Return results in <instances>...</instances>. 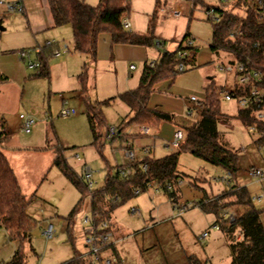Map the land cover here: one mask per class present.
Masks as SVG:
<instances>
[{"label":"rangeland","instance_id":"374dc122","mask_svg":"<svg viewBox=\"0 0 264 264\" xmlns=\"http://www.w3.org/2000/svg\"><path fill=\"white\" fill-rule=\"evenodd\" d=\"M85 1L93 5L99 2V0ZM255 2L256 0H247V4L234 9L236 12H242L244 7L254 6ZM43 3L44 9L29 14V18L20 10L10 9L7 2L0 3V80L4 77L14 79L27 77L25 102L28 108H22L17 112V115L20 112L25 114L30 112L35 118L31 133L23 131L20 127L14 131L13 137L25 140L26 136L35 133L38 136L37 140L42 143L41 145H44L40 154L36 155L38 160H34L33 158L36 157H32L27 153L19 155L20 159H25L26 156L31 157L29 161L30 170L26 166L19 168L18 161L14 160L15 158L10 152L7 153L19 172L23 192L28 197L36 193L28 207L29 214L37 220V224L32 229L30 240L24 244L25 264H61L69 260L75 251L81 254L89 252V246L86 245L87 224L83 220L86 216H92L90 192L103 186L108 170L116 171L119 165L128 162L125 151L120 146L121 142L122 145L124 144L121 136L131 138L141 132L139 124H129L115 138H107V140L104 137L101 138L102 142L105 141V146L103 147V153L100 152L92 144L93 133L89 126L86 105L82 99L81 82L78 81L77 77L71 79L68 75H64V72L57 66L53 68L55 72L54 75L51 73L50 78L36 76L34 74L37 69L28 66L30 56L23 61L19 60L18 54L20 51H35V47L32 46L31 48L30 45H37L36 48H42L46 45L48 38H56L61 43L54 40V44L57 43L59 46L67 44L69 54L76 52L75 54L81 56L84 62H88V69H90V57L76 51L74 48L71 25L47 26L50 17L46 13L45 0ZM203 4L218 6L220 0H197L191 20V29L194 33L199 34L195 33L197 36H191L195 46L199 47L207 45L213 40V24L211 20L204 16L201 8ZM43 23H46L45 26L35 27ZM32 56L36 57L37 54L34 52V54H31V58ZM58 56L54 55L52 59L54 60ZM222 59L231 60L233 57L223 50L221 55H214L209 62L179 73L174 81V85L178 89L177 94L183 98L197 96L198 99L203 100L212 79L216 85L230 87L235 81V74L219 70L218 65ZM140 70L141 65L138 70L134 71L136 77L139 75ZM79 71V73L83 72L84 68ZM112 75H114L113 77L119 76V85H121L122 68H119L118 72L112 71ZM102 77L98 76L94 78V81L91 77L89 80L87 94L93 102L96 101L97 95L100 97L99 101L113 95L108 92V85H105V89H103L102 83L98 84L97 81L100 82ZM95 79L97 80L95 81ZM95 82L96 86H94ZM8 84H11V82ZM2 85L0 81V89ZM22 87H20L21 90ZM220 108L231 116L228 121H221L218 127L222 134V141L239 155L240 170L237 177L234 178L232 183H224L223 187H219L218 179L227 173L226 170L195 156L191 152H182L178 163V170L183 176L178 185L180 188L179 197L172 199L164 192L150 187L119 205L112 215L111 220L114 230L116 232L121 231L122 234L131 232L133 235L130 238L137 236L141 247L140 252L139 246L136 247L135 239L129 241L131 250L124 254L123 264L131 261L133 253H140L145 258L154 254L156 262H159L158 264H162L161 261L166 262L162 247L152 246V243H150L152 240L153 243L155 242V233L162 239L163 248L167 251L166 255L168 257H171L169 254L173 248L182 250L180 238L183 242L188 239L189 243L184 244L193 251H200V248H205L209 239L213 238L210 249L214 252L213 258L216 259L217 264H232L226 239L220 229L214 226L216 222L214 215L205 213L196 203L198 199L204 198L206 194L215 196L224 191H229L231 185L235 183L248 188L255 206L262 211L261 219L264 224V178L260 180L246 174V170L251 167L264 166V160L257 146L258 134L256 131L248 129L238 117L239 107L237 102L226 100L221 94ZM63 109L74 110V113L65 115L62 113ZM103 111L106 117L104 132L107 128H115L118 132L122 128L121 126L125 125L123 122L127 121L131 115L129 106L119 97H115L109 104H104ZM185 117L189 119L188 123H191L198 120L200 115L197 110L193 114H189L187 109ZM146 138L149 139V137ZM131 140L133 141V139ZM145 141L149 140H143L144 143ZM169 142H163L160 138L157 139L155 155L160 157L168 152L175 151L176 149L172 145L167 146V149L164 148L163 144ZM58 147L61 148L67 164L72 167L80 178L84 177L87 170L91 173L90 181L92 185H88L89 191L84 196L81 205L78 206L79 209L74 214L71 222L68 214L77 205L81 198V192L63 171L54 164L55 149ZM133 147L135 155L141 159L142 155L140 156L141 153L137 143ZM33 164H35L34 169L32 168ZM26 170L29 171L26 172ZM84 182L89 184L87 178ZM133 208L136 209L135 212L132 211ZM236 209L235 207L232 210L234 216L238 213ZM178 220H181L184 224L189 223L190 228L185 229V231L188 230L190 233L187 232L183 235L182 233L185 231L178 232ZM192 220L194 228L191 227ZM49 224H52L54 228L52 236L46 234ZM134 231H136L135 235ZM204 231L209 232L207 239L199 237ZM240 233V231L237 232L236 236L238 237ZM71 234L74 236L73 239ZM143 237L148 241L142 246ZM185 237H187L186 240H184ZM113 240L111 238L110 243ZM123 244L129 245L125 242ZM18 247L19 242L11 240L8 234L0 229V264H10ZM118 248L120 249V246ZM102 252L111 258L117 257L110 245L104 248ZM159 252L160 255H158ZM177 253L179 257L182 256V252L177 251ZM139 258L140 256L137 259ZM210 259L213 261L211 257ZM116 264H122V262L119 261ZM209 264L211 263L209 262Z\"/></svg>","mask_w":264,"mask_h":264},{"label":"trees","instance_id":"16d2710c","mask_svg":"<svg viewBox=\"0 0 264 264\" xmlns=\"http://www.w3.org/2000/svg\"><path fill=\"white\" fill-rule=\"evenodd\" d=\"M54 21V26L70 24L73 32L74 48L76 51L88 55L91 61L97 59V46L100 34H111L114 43L151 46L157 45L156 37L151 29L147 33H140L124 26L126 14L131 9V0H99L98 4H90L85 0H47ZM197 2V0H195ZM247 4V0H220L219 9L223 15L218 21H212L213 40L211 50L218 56L220 50L236 54H249L257 63H264V21L261 20V11L249 6L242 12H236L235 7ZM209 5L203 4L205 10ZM187 34L175 50H168L162 45L158 46L157 58L144 63L137 87L119 93L117 96L93 102L88 92V63L84 71L79 74L82 86V97L86 105V114L90 129L93 133V142L100 152L103 151L110 128L104 132L106 117L103 105L109 104L115 97H119L131 109L129 119L121 126V131L129 124L158 125L162 120L172 119V115L148 107L151 93L157 83L170 79L175 81L177 75L188 69L197 67L196 51L182 58L178 50L186 48ZM59 44H49L41 48L38 53L39 68L36 76L50 78V62L54 51ZM184 62L186 68L179 70L178 65ZM223 86L216 85L212 80L206 89L203 105L200 108V118L187 125V136L183 143L162 157L150 156L135 162V171L128 177L119 175L118 170H108L102 187L90 192L92 200V216L95 222L109 221L111 213L116 207L125 203L133 196L150 187L166 193L175 198L179 193V182L182 174L178 170L179 157L182 152H191L205 161L222 167L232 174V182L240 170L239 155L229 145L222 141L219 130L221 121H228L231 117L220 108V96ZM238 117L244 122H254V118L243 110H239ZM263 125H259L262 127ZM263 128V127H262ZM2 135V134H1ZM116 137V136H115ZM114 137V138H115ZM123 141L128 137H122ZM131 137L130 139H132ZM113 139V138H112ZM124 143V142H123ZM54 164L57 165L69 180L81 192L77 205L70 211L68 218L71 222L78 211L84 196L88 193V185L70 167L61 148L55 149ZM103 153V152H102ZM144 165L147 166L144 169ZM119 167V166H118ZM117 167V168H118ZM231 182V183H232ZM139 189V193L135 191ZM33 197L23 193L17 175L0 145V225L7 231L11 240L19 242V247L12 256L10 264H25L24 244L30 240L33 227L37 220L33 218L28 207ZM205 212L216 215V224H221V230L230 241L232 264H264V224L261 219L262 211L255 204L252 195L246 186L233 184L229 191L216 196H207L196 203ZM237 208L234 220L227 222L228 214ZM71 229V227H69ZM241 232L242 238L237 239L236 233ZM73 239V235L71 234ZM193 264H200L191 259ZM61 264H93L90 256H83L75 251L74 255Z\"/></svg>","mask_w":264,"mask_h":264},{"label":"crops","instance_id":"0c3cea01","mask_svg":"<svg viewBox=\"0 0 264 264\" xmlns=\"http://www.w3.org/2000/svg\"><path fill=\"white\" fill-rule=\"evenodd\" d=\"M8 2H20L23 5L22 12H24L28 18H29V14H34L35 11H38L39 9L42 8L44 9V3H43L44 0H9ZM196 4L197 2H195V0H131V9L126 14L125 19H127L131 23L130 26L131 30L140 33H147L152 26V33L156 37V39H161L162 42H164V47L167 48L168 50H175L178 46V43L187 34L192 36H197V34H199L197 32H195L197 33L195 34L191 29V20L194 14ZM45 5H46V13L50 17V22H47L48 24L47 26L51 27L54 25V21L47 0H45ZM202 12L204 13L205 16V10L202 9ZM45 24L46 23H43L42 25L39 24L38 26L35 27L41 28L42 26H45ZM50 40H55L57 42H60L56 38H48L46 43ZM211 42L201 47L197 46L196 49L197 65L207 63L214 57V53L212 52L210 47ZM30 46L31 48L32 46L36 48L37 45H30ZM75 53L76 52H74L73 54H69V52H67L65 54H61L60 56H58V58H55L54 60L51 59L50 77H51V73H53L54 75L55 69L53 68L57 66L62 72H64V75L65 74L68 75V77H70L71 79L77 77L78 81H80L79 70L83 69L85 64L88 62H84L83 58ZM158 55H159V49L158 46L155 44L151 46H144V45L114 43L111 34L102 33L100 34L98 39L97 55H96L97 59L96 61H91L90 59L89 62L90 69H88V75H89L88 83L91 77L94 81V78H97L98 76H103L100 82L97 81L98 84L102 83L103 89H105L104 88L105 85H108L109 86L108 92L110 94H113L112 97H114L115 94L118 95L119 93L137 87L139 84L140 75L142 73L144 63L147 60H152L157 58ZM218 55H221V52H219ZM32 58L35 57L32 56ZM133 65L135 67L131 68ZM140 65H141V70L139 75L136 77L134 71L138 70ZM119 68H122V76H120V80H122L121 85H119V76L117 77L116 75V77H113L114 75H112V71L118 72ZM96 80L97 79H95V81ZM0 81L3 84L0 89V145L2 146L3 151L5 152L10 164L12 165L19 180V183L21 185L19 172L17 171L15 165H13L7 153L10 152V154L14 156L15 158L14 160L18 161V163L20 164L19 168H24V166H26V168L30 170L31 167L29 161L31 157L26 156V158L24 157L25 159L23 158L20 159L19 155L23 153H27L29 155H32V157H36L33 158L34 160L35 159L38 160L36 155L40 154V151L43 150L44 145H41L42 143H40V141L37 140L38 136H36L35 133L33 135L26 136L25 140H22L18 137L17 138L13 137L14 131L22 127V119L20 118V114H25L24 112H20V114L17 115V112H19L22 108H28L26 107L27 103L25 102V88L28 84L27 77L24 76L23 79L4 77ZM9 82H11V84H8ZM21 86H23L22 90L20 89ZM94 86H96V82ZM3 89L5 90L3 91ZM177 92H178L177 87L174 85V82L171 81L170 79L161 81L156 84L155 90L151 93V96L149 98L148 107L154 108L156 110L165 113H169L173 117L170 120H162L158 125L139 124L141 126V132L140 134H137L132 138L133 145L137 143V147L141 153L140 154L138 152V154H140V156L142 155L141 159H139L138 156L136 155V161L142 160L146 156L159 158L158 156L155 155V152L157 151V139L160 138L162 139L163 142L171 141L174 138V134L178 128H183L187 135V130L185 128V125L189 121V119L186 118L187 115L185 117V112L187 109L188 111L190 109H193V113L195 110H197L200 115V108L196 106L195 102L191 101V97L183 98L179 96ZM99 98L100 97L97 95L96 101H99ZM129 110L131 113L130 107ZM33 112H35V110H33ZM28 114L32 115V113L30 112ZM142 127L147 129L146 133L142 131ZM146 137H149V139H147ZM145 139L149 141H145L144 143L143 140ZM123 145L121 142L120 144L121 148H123ZM163 145L164 148L167 149L169 143H164ZM34 166L35 164H33L32 167L33 169ZM29 170H26V172ZM217 183H219L218 184L219 187L224 186V183H220L219 181ZM35 194L36 193H34L33 196ZM164 194L167 195L166 193ZM179 194H180V188L177 197H179ZM207 196L210 195L206 194L204 198H207ZM174 199H176V197ZM202 199L203 198L198 199L197 203H199ZM196 205L199 206L198 204ZM116 208L111 213V218ZM205 213H209V212H205ZM211 214L214 215L216 219V215L213 213ZM111 218H110V227L113 230L112 238L114 240L110 244V246L117 254L116 257L117 263L120 261L123 264L124 254L130 252L131 250L130 249L131 244L129 241H134L133 239H135L137 243L136 247L139 246L140 252H141V247L140 244L138 243L139 241L137 239V236L130 238L133 235L131 232H128L126 234L124 233L122 234L121 231L116 232L112 226ZM177 223H179L177 227L178 232L185 231V229L190 228L188 226L189 223L184 224L181 220H178ZM191 224H192L191 227H193L194 224L193 220L191 221ZM50 225L52 224H49V226ZM88 228L89 225L87 224L86 232H88ZM0 229H3L7 233V231L1 225H0ZM220 231L224 235V238L226 239V242L228 244L230 250V259H231L230 241L221 229ZM135 232L136 231H134V235ZM187 232L190 233L187 230L182 234L184 235ZM155 235H156L155 242L153 243L152 240V242L150 243H152V246L156 245L162 247L161 248L162 252L166 258V262L161 261L162 264H193L191 259L197 260L200 264H209V262L211 264H217L216 259L213 258L214 252L212 251V249H210L212 247L213 238L209 239L206 246L207 248L206 247L200 248V251H193V249H188L186 247V244L189 243L188 239L186 240L187 237H185V239L183 238L184 240H186L185 242H183L182 238H180L181 241L180 247H182V250L180 248L178 249L173 248L169 254L171 257H168L166 255L167 251H165V249L163 248L162 239H160L157 233H155ZM199 237H202V239H207L209 237V232L207 236L203 237L201 234ZM241 238H242V234L240 233L237 239H241ZM147 241L146 238L143 237L141 243L142 246ZM123 242H125V244L129 243V245H124ZM118 246H120V249L118 248ZM177 251L182 252L181 257L178 256ZM158 255H160V252ZM139 256L140 258L137 259ZM210 257L213 259V261L210 259ZM158 263L159 262H156V257L154 254L150 255V257L145 258V256L140 253L139 254L133 253L131 255V261L127 262V264H158Z\"/></svg>","mask_w":264,"mask_h":264},{"label":"built area","instance_id":"2783aa9c","mask_svg":"<svg viewBox=\"0 0 264 264\" xmlns=\"http://www.w3.org/2000/svg\"><path fill=\"white\" fill-rule=\"evenodd\" d=\"M10 9H17L22 11L23 5L20 2H8L6 0H0V3H6ZM259 11H261V20L264 21V0H256L255 5L251 6ZM179 13V12H176ZM223 15V11L219 9L216 5H209L205 9V16L211 21H218L220 17ZM124 26L130 28L131 23L125 19ZM156 44L161 46V40L156 39ZM47 45L54 44L53 41H48ZM195 46L194 40L190 35L186 40V48H181L178 50V55L182 58H186L191 54L190 47ZM189 47V48H188ZM197 48L194 47L196 51ZM41 51V48H35L33 50H22L19 52L18 57L21 61L25 60L29 57L28 66L30 68H39V59L38 53ZM69 47L67 44H64L57 48L54 51V55L58 56L62 53L68 52ZM223 51L220 50V52ZM37 54L35 58H31V54ZM232 55L233 59L225 60L222 59L219 63L218 67L221 71L232 72L235 74V81L230 87L223 86L222 95L226 100H233L237 102L239 110H243L248 112L253 118L254 122L245 123L248 129L256 131L258 134L257 146L260 151V154L264 160V63H257V61L251 57L249 54H236L232 52H228ZM133 65L131 68H134ZM179 70H184L186 68L185 63L182 61L178 65ZM191 101L195 102L198 108H201L203 105V100L198 99L197 96H191ZM65 115H70L74 113V110L71 109H63L62 111ZM189 114H193V109L189 110ZM20 118L22 119V129L25 132H31L32 126L35 123V118L31 114H20ZM263 125L259 127V125ZM143 132H147L146 128L142 127ZM118 132H116L115 128H110L109 133L107 135L108 139L114 138ZM186 132L183 128H178L174 134V138L169 142V145H172L175 148H178L186 138ZM123 149L125 151V157L128 160L127 163L119 165L117 168L119 175L122 177H128L133 174L135 171V162L136 155L133 147V141L128 138L124 141ZM144 169L147 168L146 165L143 166ZM246 173L254 177L256 179L264 178V166L251 167L246 170ZM87 178L89 184L92 185L91 173L87 170L84 174L83 180L85 181ZM220 183H228L232 182V174L230 171L220 177L218 179ZM139 189L135 192L139 193ZM176 205V204H175ZM133 212L136 209H132ZM228 221L222 222V224H226L229 221L234 220L235 216L233 213L228 214ZM85 224L89 225L88 235L86 236V245L89 246V252L86 254H82L83 256H90L93 264H116L117 258H111L110 256H106L103 254V249L107 248L111 243L110 240L113 236V230L110 227L109 221H101L99 223L95 222L93 216H86L83 220ZM218 229L221 228V224L215 225ZM54 233V228L52 225L46 231L48 236H52ZM208 235V231L202 233V236L205 237Z\"/></svg>","mask_w":264,"mask_h":264}]
</instances>
